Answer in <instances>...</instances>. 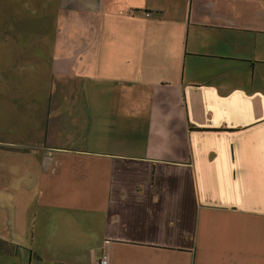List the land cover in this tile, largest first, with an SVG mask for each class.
Segmentation results:
<instances>
[{"label": "crops", "instance_id": "0c3cea01", "mask_svg": "<svg viewBox=\"0 0 264 264\" xmlns=\"http://www.w3.org/2000/svg\"><path fill=\"white\" fill-rule=\"evenodd\" d=\"M84 6L46 97L28 43L0 59V239L26 264H264V0Z\"/></svg>", "mask_w": 264, "mask_h": 264}, {"label": "rangeland", "instance_id": "374dc122", "mask_svg": "<svg viewBox=\"0 0 264 264\" xmlns=\"http://www.w3.org/2000/svg\"><path fill=\"white\" fill-rule=\"evenodd\" d=\"M24 2V0H0V37L2 38L6 33H20V36L15 35L6 42L0 39V59L8 51L21 50L20 48L28 43V47L38 54L37 59L43 65L35 67V65L27 62L25 66L29 68V72L26 73V77L30 82H34V77H40L36 85L33 83L30 85V89L41 88L38 94L46 97L47 87H51L52 82L55 83L58 78L53 71L51 62L47 59H52L56 53L67 52L72 44L76 45L79 42L76 37L80 33H85L84 27L69 25L68 18L75 14L77 19L81 21L88 9H85L84 0H69L61 6H58L59 2L56 0H35L28 6L30 9L23 7ZM27 2L26 4H28ZM37 32H39L37 35L28 38V40L21 38L26 33ZM68 41L70 44L67 43ZM40 55H43L45 60H41ZM21 75L25 78V74L20 71L13 72V80H20ZM81 75L75 77L74 81L82 82L85 76ZM19 251L20 248L17 253ZM15 256L6 257V255L0 254V264L13 262L26 264V254L24 252L17 257Z\"/></svg>", "mask_w": 264, "mask_h": 264}, {"label": "trees", "instance_id": "16d2710c", "mask_svg": "<svg viewBox=\"0 0 264 264\" xmlns=\"http://www.w3.org/2000/svg\"><path fill=\"white\" fill-rule=\"evenodd\" d=\"M19 248H21V246L17 243H14L12 241H4L0 239V254L2 255L15 256ZM31 252L35 254L33 251Z\"/></svg>", "mask_w": 264, "mask_h": 264}, {"label": "built area", "instance_id": "2783aa9c", "mask_svg": "<svg viewBox=\"0 0 264 264\" xmlns=\"http://www.w3.org/2000/svg\"><path fill=\"white\" fill-rule=\"evenodd\" d=\"M99 264H108L109 263V259H108V255H103L99 261H98Z\"/></svg>", "mask_w": 264, "mask_h": 264}]
</instances>
